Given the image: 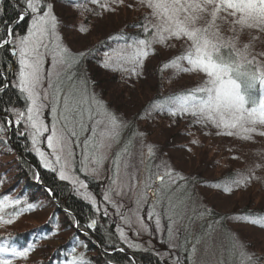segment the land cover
Segmentation results:
<instances>
[{
  "label": "snow or ice",
  "instance_id": "6c2138e0",
  "mask_svg": "<svg viewBox=\"0 0 264 264\" xmlns=\"http://www.w3.org/2000/svg\"><path fill=\"white\" fill-rule=\"evenodd\" d=\"M57 3L58 0H14L16 23L0 17V51L11 57L7 69H0V93L11 87L23 102L22 107H0V132L7 131L14 124L15 134L30 141L41 167L55 173L60 181H69L74 191L89 201L94 212L102 218L109 216L106 205H115L117 210L126 207L120 201L113 200L108 191L122 199L131 193L129 198L134 199L135 207L128 208V211L139 221L137 235L147 232L154 237L165 231L162 219L166 218L169 222L168 239L164 241L161 238L164 249H152L164 257L160 264H167L173 258L169 249L183 247L172 243L179 239L181 230L187 233L185 244L190 243L188 237H192L194 242H191L190 251L184 248L183 260L179 253L175 256L174 264H194V257L199 252L197 245L203 239L202 236H195L197 222L211 218L214 213L207 207L200 209L198 203L189 211L191 203L195 202L192 201V194L188 193L187 185L196 182L181 175L166 161L149 167L148 162L159 159V156L157 149L151 145L147 147L145 156L143 145L147 132H133L125 114L103 102L102 96L95 95L94 82H90L81 68L82 62L93 53L91 50L74 53L65 45L61 33L68 26L55 14ZM68 3L97 17H102L104 13H115L122 6L131 7L130 4L125 5L124 0H84L79 4L75 0H68ZM89 3L95 8L88 7ZM138 3L146 9L141 22L132 25L139 32L131 36L123 32L110 36V40L125 43L111 52H104L105 59L100 66L139 79L144 76L146 58L158 54L154 51L155 46L172 47L170 42L175 41L180 44L181 50L167 62H162L160 71L174 68L178 73L201 76V80L197 86L171 94L163 101H149L134 119L139 118L141 112L146 121L160 113L172 117L173 122L179 117L190 116L192 125L215 128L218 136H240L244 140H250L254 135L264 137V50L255 51L256 43L264 42V0H138ZM96 8L101 11L97 12ZM26 19V31L17 32L16 27ZM86 24L87 20L72 28L77 34H88L91 29ZM245 36L247 42H242ZM46 57H51V67L47 70L44 66ZM45 109L49 110L50 124L45 122ZM129 134L134 139H126ZM137 140L141 142V163L145 165L148 177L135 184L121 181L119 185L117 179H112L111 185L120 190L110 187L102 200L89 194L87 190L90 186L86 180L107 171L105 162L113 157L118 176L122 173L131 178L128 169L134 167L131 161L135 159ZM5 142L0 140V143ZM43 143L50 152L41 147ZM191 143L197 144L198 141ZM74 144L81 148L79 171L86 174L83 179L73 171ZM161 167L163 172L159 171ZM152 168L156 171H152ZM255 171V167H249L244 172H237L235 178L225 183L222 193H212L213 197L231 194L233 189L246 188L254 180L262 181L264 178L255 175ZM35 179H41L39 173H36ZM156 182L159 183L154 186ZM140 183L143 184V191L140 190ZM214 187L221 186L217 183ZM81 189L85 192L82 193ZM46 191L50 201L55 202L54 189L48 188ZM0 195V211L9 205L21 204L18 198ZM145 206L147 219L154 220V231L140 218ZM36 208L37 204L27 203L4 222L11 224L21 212ZM63 211L66 216L73 217L72 226L77 237H87L99 230L97 219L90 218L82 224L69 209ZM116 214L131 224L123 212L117 211ZM54 216L55 213L41 226L44 230L37 234V239L47 240L58 235L61 224L54 222ZM236 219L260 225L264 230V216L251 218L244 215ZM0 220H4L3 216H0ZM214 223L216 221L208 225L204 236H210ZM115 228L119 242L127 248L138 250L142 246L131 240L119 224ZM234 242L241 264H261L264 261V256L250 255L245 251L250 245L240 241L238 234ZM78 243L81 241L78 240ZM108 247L113 251H125V247L117 248L115 242ZM34 248L33 241L17 247L4 239L0 241V264H13L18 258L26 262ZM75 249L76 245L71 252L75 253ZM106 254H110L107 248ZM127 259L128 264H135L134 256ZM62 264L87 262L81 257L79 260L66 259Z\"/></svg>",
  "mask_w": 264,
  "mask_h": 264
},
{
  "label": "rangeland",
  "instance_id": "374dc122",
  "mask_svg": "<svg viewBox=\"0 0 264 264\" xmlns=\"http://www.w3.org/2000/svg\"><path fill=\"white\" fill-rule=\"evenodd\" d=\"M48 2H52V0H48ZM83 2L84 0H82L81 3ZM124 4H130L131 7L122 6L115 13H104L102 17H97L83 12L74 5L69 4L68 0H58V3L55 6V14H57L64 22V24L68 26L61 33V38L64 41L65 45L68 46L74 53H77L82 48H86L88 44L92 45L95 42L94 40H96L98 37L104 36L105 34L114 31V29H125L123 27H125L126 24L137 21L136 18L139 14L138 10L141 9L140 11H144L145 9L139 5L138 0H124ZM88 7L95 8V6L91 5L90 3L88 4ZM96 11L100 12L101 10L99 8H96ZM83 16H88L89 19L87 20V25L85 26L89 27L91 31L88 34H77L73 30L72 26H79L80 19H82ZM82 24H84V22H82ZM242 42H247V36H245ZM170 43L175 47L177 46V43L175 41H171ZM262 50H264V42L258 41L256 43L255 51L259 52ZM148 61H150V58H146L147 64ZM44 66L46 70L51 67V57L45 58ZM148 66H155L154 60L150 62ZM174 77L177 78V81L174 82L175 88H177L178 86L182 87L183 85L188 87L195 80H201V76L195 74L182 75V73H177L176 75H174ZM94 93L97 97H99L98 95L100 94H98L97 90H94ZM140 95L143 96L142 91H134L131 93L130 102L129 100L124 98L121 99L122 102H116L115 109H118L119 112L122 111L120 109V106L125 105L127 102H129V108L127 109V111H124L129 122L134 120L132 119V113H134L135 110L137 111L138 105H136L137 107H134L135 103L133 102H136L137 99L141 100ZM131 103H133V105ZM45 117V122L50 124L51 116L49 115L48 109H45ZM141 120L143 119H136L138 124L143 123L141 122ZM158 124L160 123L154 122L152 124H149L147 129H145L144 127L141 128L139 126L140 129L135 130L147 132L148 134L143 145L145 156L147 154V147L149 145L154 146L157 149V155L159 156V159L155 161H149V167H151L152 164H160L161 161H166L174 170L179 171L180 174L185 177L200 174L202 177L208 178V180H214L215 178L222 179L225 175H233L232 177L235 178V174L237 172H244L249 167H255V175L264 178V137L254 135L252 139L244 140L240 136H218L216 135L217 130L215 128H212L210 126L203 127L199 124V130L191 126H189L188 129L187 127L183 128L184 125H180V132H172V130L170 131L167 128L169 124H167L165 121H163L165 129H159V127L157 128ZM136 126L138 127V125ZM185 130H188V134H184ZM126 139H128V137ZM130 139H134V137L131 136ZM192 141H198V143L193 144L191 143ZM29 144L30 150L35 154V152L31 149L30 141ZM168 144L171 145L170 147L180 144L178 147L179 149H173L168 152L163 150L162 154L158 152V149L160 147H168ZM41 147L45 151L50 152V150L47 149L46 143H43ZM73 147V171L83 179L86 174L79 171V168L81 166L80 161L82 160L81 148L75 147V144L73 145ZM188 149H190V151ZM140 151L141 142L137 140L135 144V159L131 161L134 167L128 169V171L131 173V178L123 176L122 173L118 176L116 171V164L114 163L113 157V159H109L105 162L104 167L107 169V171H101L98 175H92L89 179L86 180V183H88L90 186L87 192L89 194L95 195L97 198L102 200L103 194L108 191L110 187L115 188L116 190H120L117 186L111 185L112 179H117L118 185L121 183V181H124L125 183L135 184L146 179L148 177V172L144 170L145 165L141 163ZM9 156L13 158L11 151L6 152L5 155H3L1 165L2 170L8 168V166L13 165L14 160H11ZM35 156L39 161V157L36 154ZM15 170L10 172L13 173ZM152 171H156V169L152 168ZM159 171L163 172V167H161ZM55 176L57 177L56 174ZM65 182H67L72 187L73 192L76 193L73 189L72 184L69 181ZM158 183L159 182H156L154 186H157ZM225 183L227 182L223 180L220 184V188L200 187L198 184L194 183L187 185L188 193L192 194V201L195 202L191 203L189 211H191V208L196 207L198 203L200 209L207 207L214 213H219V215L222 213L228 215L226 216V219L223 223L216 222L213 224V230L210 236H204V233L208 231V225L210 224L209 222H207V217L205 218V220L197 222L198 226L196 227L195 236H202L203 239L201 243L197 245L199 252L194 257V264H221V262H223V264H241V257L235 250L236 245L234 242V238L237 236V234L239 235L240 241L244 242L247 245H250L245 249L248 254L254 256H264V230H261V226L251 225L248 221L237 220L236 217L238 215L232 214H238V212L242 210L241 208H244L246 206L250 209H261L264 211V179H262V181L254 180L250 182L246 188L233 189V193L231 194H222L213 197L212 193H222V189ZM124 190L127 191L126 188ZM140 190L143 191L142 183H140ZM81 192L83 193L85 192V190L81 189ZM108 194L113 198V200L120 201L121 203L126 205L125 208H121L119 210H117L115 205H106L109 208V216L106 218L109 220L108 222L112 223L114 228L116 224H119L122 228H124L126 234L129 235V238L131 240L141 243L142 246L139 249L150 250L160 258H164L163 256L158 255V253L154 252L152 249H164L165 244L161 242V238H163L164 241H167L168 239L167 224L169 222L167 221V219H162V226H164L165 228L164 232L159 233L154 237H151L147 232H141L139 235H137L139 221L136 219V217L131 216V213L128 211V208L135 207L134 199L129 198L131 196V193H129V195L125 196L123 199L119 196H116L112 191H108ZM76 195L83 198L82 195H79L77 193ZM36 199L38 202L37 195ZM83 200L85 199L83 198ZM36 211L31 213L30 215L20 217L16 220L13 219V222L11 224L1 222L4 220H0V234L14 232L17 229L16 227L27 226L28 221L31 220L34 215H36ZM117 211L123 212L125 217L131 220V224H129L126 220H122L121 217L116 214ZM100 212H103V207H101ZM140 218L144 223L150 226V229L152 231H154V220L149 221L147 219L146 206L141 210ZM186 235L187 233L181 230L179 233V239L172 241L173 244H180L183 245V247L169 249V251L172 252L173 258L169 259L168 263L174 264L175 256L178 253L181 255V259L183 260L185 258L184 248H187L189 251L191 250V242L194 241L192 237H188L190 243L185 244L184 237ZM149 241H151V243H149ZM44 243H46L45 245L47 246H51L54 244V240L46 241ZM39 249H41V251L43 249V252H46L47 250V248H43L42 246H40ZM40 254V251H36L27 259L26 263L37 264L39 258H41ZM261 264H264V261H262Z\"/></svg>",
  "mask_w": 264,
  "mask_h": 264
},
{
  "label": "trees",
  "instance_id": "16d2710c",
  "mask_svg": "<svg viewBox=\"0 0 264 264\" xmlns=\"http://www.w3.org/2000/svg\"><path fill=\"white\" fill-rule=\"evenodd\" d=\"M81 2L82 0H75V3ZM140 10H138L139 14L136 18L137 21L126 24V26L123 27L125 29H114V31L98 37L94 40L95 42L92 45L88 44L86 48H82L78 51H92L93 55L88 56L87 59L82 62L81 68L90 78V82H94V90H97L98 94H100L98 96H102V101L105 99L104 102L108 103L111 108L115 109L116 102H122V98L127 99L130 102L132 92H138L139 90L143 92V96L140 95L141 100L137 99L138 104L137 101L133 102L135 103L134 107H137L136 105H138V108L137 111L135 110V112L132 113V119L136 117V113L141 110L142 106L147 104L149 101L154 99L163 101L169 95L179 94L183 90L197 86L200 82L199 80H195L188 87L183 85L182 87L178 86L175 88L174 82L177 81V78H175L174 75L178 73L177 70L174 68H167L160 71L162 62H167L169 58L180 52V44L177 42L176 47L156 45L154 51L158 54L150 55V57H148L150 58V61H148V64L146 63L144 76L139 79L136 77L129 78L127 73L112 71L111 69L106 70L100 66L105 59L103 55L104 52H111L112 49H117L118 45L125 43V41L122 40H110L108 39L110 36H116L121 32H123L126 36H131L139 32V29L132 27V25L140 23L141 17L145 15L146 9H144V11ZM16 14L17 9L15 8L14 0H0V17L5 20L11 19L13 24H15L16 21L14 18L16 17ZM88 19V16H83V18L80 19L79 26L82 25V22H85V20ZM27 24V19L20 22L16 27V31L24 33L26 31ZM97 49L99 51H97ZM10 59L11 57L8 53L0 51V69H7V62ZM153 60L155 62V66H148ZM183 74L190 73H182V75ZM8 75L11 77V71L8 72ZM129 102L120 106V109L122 110L120 113L126 114L124 111H127L129 108ZM133 103L131 104L133 105ZM4 105H15L18 107L23 106V102L18 98V94L15 89L9 87L6 91L0 93V107H3ZM136 119H143L141 120L143 123L138 124ZM136 119L130 122L132 124L133 132H135L136 129L139 130L140 127L147 129L148 125L154 122L160 123L157 125V128L159 127V129H165L163 121L169 124L167 128L170 131L172 130V132H180V125H184L183 128L187 127L188 129L189 126H191L199 130L198 124H191L192 118L190 116L179 117L175 120V122H173L172 117L168 116L166 113H160L155 115L153 119L146 121L144 119V113L141 112L140 117ZM136 125H138V127ZM15 128L16 126L13 124L7 131L0 132V140L6 141L5 143H0V194H8L10 198H18L20 199L21 204L9 205L8 207H5L2 211H0V216H3L5 221L10 218V214L25 207L27 203H35L37 204V208L30 212H21L19 216L15 217V220L20 217L30 215L36 210L37 213L31 220L28 221L27 226L16 227L17 229L14 232L1 233L0 241L8 239L10 244H14L17 247L26 246L28 242L33 241L35 243V248L29 253V257L36 251H40L41 258H39L37 264H62V262L66 259L75 258L79 260L81 257H83V260L86 261L87 264H128L127 258L133 256L136 264H160L164 258H160L152 251L146 249L129 250L125 245L121 244L112 223H109L108 219L102 218L101 215L96 214L90 203L76 195V193L73 192L72 187L67 182L60 181L55 176V173L41 167L37 157L30 150L29 141L24 137H18L15 134ZM185 133L188 134V130H185L184 134ZM131 136L132 135L129 134L128 139H130ZM179 145L180 144L170 147L171 145L168 144V147H160L158 152L162 154L163 150L167 152L173 149L178 150ZM9 151H11L13 156V158L9 156L11 160H14L13 165L2 170L1 165L3 155ZM13 170H15L13 173L10 172ZM36 173H39L41 177L39 181L35 179ZM232 176L233 175H225L222 179L215 178L214 180H208V178L202 177L199 174L188 178L196 182L194 184H198L200 187L216 188L214 187L215 184H221L223 180L228 182L229 179L233 178ZM48 188L54 189L57 197L55 202L50 201L46 191ZM0 198H2V195H0ZM40 205H43V207H40ZM64 209H69L75 218H78L82 224L88 222L90 218L97 219L99 230L93 231L92 234L87 237H77L72 226L74 223L73 217L66 216L63 211ZM241 209L242 210L238 212V214H232H236L238 216L248 215L251 218L264 216V211L261 209H250L247 206ZM53 213H55V216L53 217L54 222L58 221L61 224L58 235L47 240L37 239V234L44 230L41 226L45 225L49 217L53 216ZM226 216L228 215L223 213L220 215L219 213H214L211 218H207V222L211 223L216 221L217 223H223ZM53 240L54 244L51 246H47L45 245L46 243H44L46 241ZM78 240L81 241V243H78ZM114 242L117 248L125 247V251H113L112 248L108 247ZM85 243L86 247L84 246ZM74 245H76V249L75 253H72L71 248ZM40 246L47 248L46 252H43V249L41 251V249H39ZM106 248L107 252L110 254H106ZM13 264L27 263L24 259L18 258L13 261ZM167 264L170 263L167 261Z\"/></svg>",
  "mask_w": 264,
  "mask_h": 264
}]
</instances>
